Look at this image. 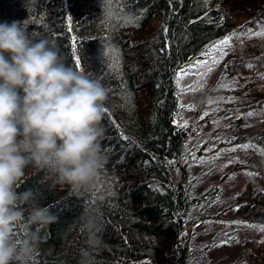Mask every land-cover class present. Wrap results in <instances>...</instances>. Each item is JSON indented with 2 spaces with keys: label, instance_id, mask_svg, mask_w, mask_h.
I'll return each mask as SVG.
<instances>
[{
  "label": "trees",
  "instance_id": "obj_1",
  "mask_svg": "<svg viewBox=\"0 0 264 264\" xmlns=\"http://www.w3.org/2000/svg\"><path fill=\"white\" fill-rule=\"evenodd\" d=\"M263 4L260 0L256 8L244 11L249 18L235 30L253 26L255 19L264 22ZM124 10L130 20L124 23L138 27L125 30L118 14ZM157 15L161 25L151 36L137 33ZM232 16L224 0H0V23L24 22L33 39L51 41L68 66L100 80L108 90L104 162L92 186L78 192L51 187L43 172L31 166L25 170L18 191L39 189L40 206L57 216L41 231L36 264H78L84 245L77 226L85 211L98 214L104 223L96 264L143 259L149 264H192L190 227L198 217L191 215L198 205L215 200L219 187L194 188L187 135L175 124L179 106L173 80L199 51L233 32ZM112 49L119 67H114ZM260 49L253 56L234 57L226 70L264 68V47ZM256 103L264 107V97ZM235 141L262 146L264 127ZM230 167L255 173L259 188L253 192L247 184L226 210L235 208L241 221L264 224V150ZM244 245L252 264H264V240L248 239Z\"/></svg>",
  "mask_w": 264,
  "mask_h": 264
},
{
  "label": "clouds",
  "instance_id": "obj_2",
  "mask_svg": "<svg viewBox=\"0 0 264 264\" xmlns=\"http://www.w3.org/2000/svg\"><path fill=\"white\" fill-rule=\"evenodd\" d=\"M107 100L100 80L68 66L51 41L33 39L24 22L0 23V264H36L41 231L57 221L39 189L18 191L29 166L74 192L97 179ZM77 228L78 264H96L101 217L85 211Z\"/></svg>",
  "mask_w": 264,
  "mask_h": 264
},
{
  "label": "rangeland",
  "instance_id": "obj_3",
  "mask_svg": "<svg viewBox=\"0 0 264 264\" xmlns=\"http://www.w3.org/2000/svg\"><path fill=\"white\" fill-rule=\"evenodd\" d=\"M259 3L260 0H224L225 9L233 15V32L199 51L194 60L178 69L174 76L179 106L175 124L187 135L185 148L192 160L190 177L195 178L194 188L201 192L213 185L219 187L216 199L210 204L198 205L191 215L198 217L189 228L193 233L192 264H252L244 241L264 240V224L241 221L235 208L226 210L244 186L250 185L253 192L259 188L255 173L230 166L264 150V145L235 141L237 136L251 135L264 127V107L255 106L264 97V68L248 73L237 70L232 74L226 70L227 63L234 57L253 56L264 47V37L255 35L264 31V22L259 19H255L253 26L235 30L238 23L249 18L244 11L256 8ZM120 6L125 8L124 4ZM126 12H118L121 25L125 30L138 27L124 23L130 22L125 20ZM160 18L157 15L147 19L137 33L151 36L161 25ZM225 38H230V46L225 49L227 54L220 56L215 45ZM214 59L219 62L206 77L202 76L195 65ZM180 75L182 79L178 80ZM237 118H240L238 124ZM129 263L149 264V261L129 260Z\"/></svg>",
  "mask_w": 264,
  "mask_h": 264
},
{
  "label": "snow or ice",
  "instance_id": "obj_4",
  "mask_svg": "<svg viewBox=\"0 0 264 264\" xmlns=\"http://www.w3.org/2000/svg\"><path fill=\"white\" fill-rule=\"evenodd\" d=\"M255 35L257 36H261L264 37V31L261 32H257L255 33ZM230 46V38H225L224 40H222L219 44L215 45V49L216 52L220 55H226L227 52L225 51V49L227 47ZM112 52L114 54V56L116 57L115 61H114V67H119V58H118V53H116L115 49H112ZM219 61L218 60H212L211 62L209 61H205L204 63H197L195 65V67L200 71L201 75L206 77V75L208 73H210L213 70V65L217 64ZM76 67H79V61L77 60L76 62ZM249 67H251V65H249ZM177 79H182V75L178 76ZM249 115H251V113H249Z\"/></svg>",
  "mask_w": 264,
  "mask_h": 264
}]
</instances>
